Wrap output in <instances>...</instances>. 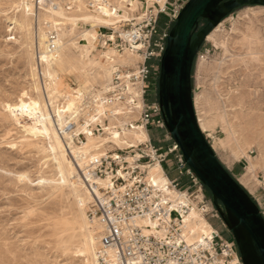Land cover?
I'll use <instances>...</instances> for the list:
<instances>
[{"label": "rangeland", "instance_id": "374dc122", "mask_svg": "<svg viewBox=\"0 0 264 264\" xmlns=\"http://www.w3.org/2000/svg\"><path fill=\"white\" fill-rule=\"evenodd\" d=\"M39 1L37 0L36 10L33 0H0V264H91L88 252L85 251L86 229L74 205L71 190L77 188L79 195L84 192L86 196L88 195L89 202L90 194L86 193L74 179L73 164L66 157L64 150H62L64 157L69 162L67 172L61 174L55 169L50 155L39 152L45 146L43 141L25 136L21 128L6 114L3 105L11 103L27 106L31 99L34 101L36 96H39L52 119L54 117L52 113L55 112L49 110L46 97L51 98L56 94L55 99H59V102L65 105L66 95H71L65 86L73 89L78 86L77 76L68 69V59L74 58L73 61H76L78 57L86 54V41L80 33L89 31L90 28L83 22H78L74 28L62 17L54 14L60 13L64 17L78 16L79 10L82 9V12L103 13L110 18L113 17L112 20L115 18L114 21L117 22L123 20L124 16L132 15L138 19L134 22L137 23L142 19V11L137 14L134 12L141 4L139 0L134 2L125 0L127 4H124L123 0H112L114 7L119 9L120 16L114 14L109 16L111 14L106 7L90 10L88 4L91 0ZM118 24L117 28H112L117 30ZM204 25V22H200L197 31ZM101 27L99 33L94 35L93 54L106 52L110 48L117 52L112 57L115 59L111 60L112 68H109L106 82L109 90L112 75L117 70L127 71V67H133L140 59L130 55L131 52L127 49L123 48L121 51L111 44H105L106 38H102L103 35L106 37L113 35L107 27ZM163 27L166 26L162 25ZM49 35L56 36V41L51 43L54 45L52 49L49 47ZM115 44L118 45V42ZM61 47L63 50H60ZM36 52L42 63L38 70L34 64ZM51 54L56 56V61L49 57ZM149 63L152 64V61ZM87 74H90L88 83L83 84L81 95H89L94 90H97L98 94L103 93L101 87L92 84L94 71L87 70ZM157 77L159 78L158 74L153 75V78ZM54 81L58 84L56 88L53 87ZM191 83L193 107L198 124V118L203 122L213 121L212 128L206 132L202 131L203 135L221 165L257 205L264 218V169L261 168L260 157L264 155L263 7L243 6L236 9L208 34L195 57ZM48 86L49 89H46ZM155 90L158 96V79L156 84L151 77L144 98L146 103L151 101ZM49 101L51 102V99ZM58 104L60 103H56L57 106ZM51 105L52 110L54 102H51ZM53 115L56 117V114ZM51 121L56 132L57 121L55 123ZM225 129L237 133V147L245 156L241 155L236 159L232 155L230 150L237 148L235 144L231 149L218 146V139L226 136ZM57 135L59 136L58 133ZM148 135L153 145L162 139L159 130L156 129L150 128ZM98 140L94 138L93 150L86 141L84 145L73 146L74 150L71 152L79 149L85 153L95 151ZM108 140L109 138H106L102 144ZM60 142L61 145L64 142L62 137ZM161 146L165 149V145ZM256 155L257 159H260H256L255 166L250 168L247 156ZM170 158L174 166L164 164L168 177L177 178L182 186L183 184L185 186L186 177L178 175L174 157L171 155ZM23 175L27 178H22ZM40 179H45L50 184H40ZM184 186L181 191L185 190ZM205 191L209 193L210 197L206 194L211 199L207 188ZM85 218L89 221L86 215ZM210 222L215 224L217 229L218 226L221 227L220 234L225 238L228 231L224 225L214 219ZM236 251L238 252L237 248Z\"/></svg>", "mask_w": 264, "mask_h": 264}, {"label": "built area", "instance_id": "2783aa9c", "mask_svg": "<svg viewBox=\"0 0 264 264\" xmlns=\"http://www.w3.org/2000/svg\"><path fill=\"white\" fill-rule=\"evenodd\" d=\"M188 1L165 0L160 4L158 0H139L141 7L134 14L142 11L141 21L118 24L117 30L107 27L114 38L103 35L102 38H106L104 43L121 51L129 49L140 60L133 67H127V71L117 70L106 93L98 95L94 92L85 97L80 102L81 114L76 122L71 117H65L62 129L57 125L61 135L70 133L74 142L85 141L87 134L105 133L103 125L108 127L111 123L109 110L116 105L123 109L126 116H133V112L139 110L138 117H116L128 121L124 126L126 129H132L134 124L143 127L148 134L150 128L159 130L162 136L155 145L149 137L136 148L108 150L97 158H90L84 172L80 171L82 182L92 199L86 211L87 217L101 226L98 264H229L231 259H236L234 264H241L235 242L223 238L220 230L211 225L213 219L222 226L224 224L207 197L205 187L185 164L178 146L166 132L158 102L144 101L153 68L159 73L158 65L150 68L147 62L156 60L160 63L171 25ZM108 3L113 4L112 0ZM123 3L127 4L126 1ZM33 4L38 10L37 0H33ZM92 5L88 4L90 10L94 9ZM114 11L116 8L111 13L114 14ZM159 17L166 18L163 29L157 25ZM49 38L52 49L54 35H49ZM35 56V69L38 70L42 63L38 52ZM46 103L50 108L48 100ZM101 105L108 108L103 117L97 113ZM77 124H82L86 131L75 133ZM113 129L122 133L120 124L113 125ZM161 145H165V149ZM171 155L178 175L187 179V184H183L184 191H181L183 186L177 178H168L169 184L165 188L148 179L149 165L157 162L161 168L165 163L169 167L174 166ZM106 178L107 183L101 185V180ZM168 188L184 193L178 200L165 191ZM192 209L212 226L214 230L210 234L195 238L184 230V217Z\"/></svg>", "mask_w": 264, "mask_h": 264}, {"label": "bare ground", "instance_id": "6f19581e", "mask_svg": "<svg viewBox=\"0 0 264 264\" xmlns=\"http://www.w3.org/2000/svg\"><path fill=\"white\" fill-rule=\"evenodd\" d=\"M79 1H81V0H79ZM108 1L109 0H91L90 3H93L92 7H94V10H100L99 8L106 7V9L108 10V13L111 14L109 16H112L113 14L111 13V11L113 9H115V7H114V4H109ZM123 1H125V0H123ZM131 1L134 2V0H131ZM72 2H74V1H72ZM158 2L160 4H163L165 2V0H158ZM96 6H98L97 9H95ZM49 7H51V6H49ZM26 8H28V6ZM132 8L133 7H131V9ZM75 9H73V10H75ZM122 10H124V9H122ZM79 12H82V9H80ZM79 12H78V14H79L78 16H71V17H68L67 15H66L67 17H64L60 13L54 14V15H58V16L62 17L64 20H66L72 26H74V28H75V26L77 25L78 22L86 23L89 26V28H90V30L88 29L89 31L80 33V34H83L84 40L86 41V47H87L86 54L85 55L82 54L83 56L78 57V60H76V61L75 60L73 61L74 58L73 59H70V58L68 59V66H69L68 69L75 76H77V78H78V80H77L78 86L76 88H74V89L70 88L68 86H65L67 88L64 87L65 89H68V91L71 92V95H66V100H65L66 104L64 103L65 105H63V102H59V99H55L56 94L52 95L51 98L46 97V100L49 101L51 99V102H54V109H52L51 111L55 112L54 114H56V117H52V119L50 118L51 115L48 113V110L46 109V106L43 105V103H41V98L39 96H36L34 101L31 99V101L28 103L27 106H22V105L18 106V105H13L11 103H5L3 105V109L6 112V114L9 116V118L12 120V122H14L15 125H18V127L21 128V130L23 131L25 136L32 137V138H34L36 140L38 139L40 141H43V144H45V146L42 147L39 152L42 153V154L43 153H45V154L48 153L50 155L52 163L55 166V169L59 173L62 174L65 171L67 172L68 162H69V161L67 162V160L68 159L70 160V162L73 164V167H74V179L76 180L77 183H79L83 187L84 190H86V193H87L88 190L86 189L84 183L82 182V179H81L82 176H81L80 171L84 172L85 167L88 165L87 163H88L90 158H93V157L97 158L100 154H102V153H104V152H106L108 150H113L115 148H119V149H125V148H129V147L136 148V147H138L139 144L148 141L149 136H148L147 131L143 127L138 126V125L135 126L133 124V128L132 129H129V128L126 129L124 126L128 123V121H123L122 119H118V118L116 119V117H138L137 115L139 114V110L134 111L133 112V116H132V114L126 116V114L124 112H122L123 109H121V107H116V105L112 106L110 108V110H109V112L111 111L110 112V116H109V117H111L110 118L111 119V123L109 124L108 127L103 125L105 133L102 134V135H95L94 136V135H88L87 134L85 136V141H80L79 140L78 142H74L73 141V137H72V135H70V133L69 134L68 133H65V134L63 133L61 135L58 132L57 125H58L59 128L62 129L65 117H71L74 122H76L78 116L80 117L81 108L79 107V105H81L80 102L85 97L87 98V97L91 96L94 92L96 94H98L97 90H94V92L90 93L89 95H81L82 92H83V90H82L83 88L82 87H84L83 84H85L86 82L88 83L87 79L89 78V75H90V74L89 75L87 74V70H93L94 71L95 76L93 78H91L92 81L94 82L92 84H97L99 87H101V90H102L103 93H99V94H104V92H106L108 90L107 89L108 85H107L106 82H107L108 76H109V68H112L111 60L115 59V58H112V57H114V55H116L117 52H115V50L110 48L106 52H99V53L93 54V50H94V45H93L94 35L99 33L98 30H99V28L101 26H103V27H114L115 28L118 23L131 22V21L138 20L136 17H133L132 15H127L126 14L127 16H124L123 20L120 19L121 21L117 22V21H114L115 18L112 20L111 18H113V17L110 18V17H108L106 15H103V13L100 14L99 12L95 13L93 11L92 12L83 11L82 14H80ZM119 14H120L119 9L118 10L116 9V12L114 11V15L116 16V15H119ZM71 15H73V14L71 13ZM46 19H48V18H46ZM64 25H66V24H64ZM57 30H58V28H57ZM54 38H55L54 41H56V36L55 35H54ZM110 38L113 39L114 36H111ZM60 50H63V48L60 49ZM127 51L131 52L130 55H132V56L135 55V57H139L137 54L133 53L129 49H127ZM49 57L51 59H54L55 61L57 60L56 56L53 55V54L49 55ZM23 58H25V57H23ZM122 58H123V56H122ZM126 58L128 59V57H126ZM139 59H140V57H139ZM119 60H120V58H119ZM65 62H66V60H65ZM135 63H134V65H136ZM112 64H113V62H112ZM116 73H114V74H116ZM119 76H121V75H119ZM47 77H48V75H47ZM58 80H59V78H58ZM89 84H91V83L89 82ZM49 86L46 89H49ZM55 86H58V84L54 81V86L53 87H55ZM45 87H46V85H45ZM86 87L88 88V86H86ZM55 88H53V90ZM70 92H68V93H70ZM51 102L49 101L50 108L52 106ZM56 103H60V104H58V106H57ZM62 105H63V107H62ZM60 106L62 108L58 110V108H60ZM107 109H108L107 107H105L104 105H101L99 107V109H97L98 115L100 117H103L105 115V112H106ZM129 113H132V112H129ZM84 116H86L85 113H84ZM51 120H53L54 123L57 121V123H55V125H56L55 129H56V132L59 134V136L63 138V141H64L63 144H62L63 148H62V145H61V142H60V137L55 132ZM198 120H199V124L198 125H199L201 131H203V132H206L207 130H210L212 128V126H213L212 125L213 121H211V122H203V121L200 120V118H198ZM116 121H121V122L117 123ZM214 121H216V120H214ZM117 124L118 125L120 124V126L122 127V133H119L118 131L113 129V125H117ZM85 131L86 130H85V128H84V126L82 124H77V130L76 131L74 130L75 133H81V132H85ZM225 135H226L225 138L218 139V141H217V144H218V146L220 148H230L231 149L232 145H234V144L236 145V147L238 146V144H237L238 137H237V133L236 132L230 131L228 129H225ZM93 137L99 139L97 145H95L96 146L95 151H91V152L89 151V153H87V152L85 153V152L79 151L80 150L79 149L78 151L76 150V151L71 152L72 149H73V146H80L83 143H85L86 141H88V143L90 145L89 148H91V149L94 148L93 147L94 146L93 145V143H94V138ZM106 138H109V140L106 143L102 144V141L105 140ZM69 144H71V145L69 146ZM86 145H87V143H86ZM38 149H40V148H38ZM62 150H64V153H65L66 157H68L67 160L65 159ZM230 151L232 152V155L236 159H239V156H241V155L245 156V154H243L242 150H240L238 147L236 149H231ZM261 155H263V154H261ZM257 156L258 155H256L255 157H248L247 156L250 168H253L255 166V162H256ZM260 157L262 158V161H261L262 162V164H261L262 167L261 168L264 169V155L260 156ZM258 159H260V158H258ZM71 163H70V165H71ZM77 167H80V168H77ZM22 178L26 179L27 177L25 175H23ZM148 179L153 184L161 186L163 188H165L169 184V179L164 175L160 164L157 163V162H155V163H153V164L148 166ZM20 180H21V176H20ZM107 181H108V178L103 179V180H101L100 184L101 185H105L107 183ZM52 182L53 181H51V183ZM39 183L40 184H45V185L46 184H50V182L46 181L45 179H40ZM168 189L165 190V191L169 195H171L173 198H176L178 200H179L180 194L184 193V192H177V191H174V190H171V189L168 190ZM76 190H77V188H76ZM76 190L72 189L71 190V195L73 197L74 205L77 208V211H78V213H79V215H80V217L82 219L83 226L86 229V239L85 240H86V249L87 250H85V251L88 252L91 264H98V261H97V250H98L99 243H100L101 226L98 223H96V222L94 223V222H92L90 220L89 221L86 220V218H85V215L87 217V212L86 211H87L92 199L89 202V199L87 197L88 195L86 196L84 192L79 195ZM88 194H90V193L88 192ZM62 202H63V200H62ZM83 209H84V213L85 214L83 213ZM183 228H184L185 231H188L189 233H191V235H193L195 238H198V237H200L202 235H208V234H210L211 230H214L212 228V226L207 221H205L203 219L202 216L198 215V213L195 211V209H192L188 213V215L184 217ZM82 238L83 237H81V239ZM235 261H236V259L228 261V262H229V264H234Z\"/></svg>", "mask_w": 264, "mask_h": 264}, {"label": "water", "instance_id": "95a60500", "mask_svg": "<svg viewBox=\"0 0 264 264\" xmlns=\"http://www.w3.org/2000/svg\"><path fill=\"white\" fill-rule=\"evenodd\" d=\"M264 7V0H189L174 20L160 61L158 104L167 132L183 160L211 194L242 264H264V218L217 159L195 116L191 74L208 34L234 10ZM199 20L204 27L197 31Z\"/></svg>", "mask_w": 264, "mask_h": 264}, {"label": "crops", "instance_id": "0c3cea01", "mask_svg": "<svg viewBox=\"0 0 264 264\" xmlns=\"http://www.w3.org/2000/svg\"><path fill=\"white\" fill-rule=\"evenodd\" d=\"M152 64H154L155 66L156 65H158V64H160L158 61H156V60H153L152 61ZM155 68H153V71L151 72V75H150V78L152 77V79H153V81L157 84V79H158V77L157 78H153V75H157L158 74V71L157 70H154ZM159 76V75H158ZM156 102H158V96H157V94H156V90L155 91H153V95L151 96V101L149 102V103H156ZM162 133V132H161ZM165 168H166V166L163 164L162 165V171H163V173H164V175L167 177V178H169L168 177V175H167V173H166V171H165ZM171 179V178H170ZM205 193H207L206 191H205ZM208 194V196L210 197V195H209V193H207ZM206 194V195H207ZM263 214V213H262ZM216 225H218V224H216ZM218 229L219 230H222L221 229V227H219L218 226ZM227 240H229V241H234L233 240V238H232V235L229 233V232H227L226 233V237H225Z\"/></svg>", "mask_w": 264, "mask_h": 264}, {"label": "trees", "instance_id": "16d2710c", "mask_svg": "<svg viewBox=\"0 0 264 264\" xmlns=\"http://www.w3.org/2000/svg\"><path fill=\"white\" fill-rule=\"evenodd\" d=\"M162 18H164V19H162ZM165 17H159V19H158V22H157V25H158V27L160 28V29H163L162 28V25H165ZM200 22H204L205 24H206V21L205 20H199V23ZM172 26H173V24L171 25V28H172ZM194 61H195V59H194ZM194 64V63H193ZM147 65L151 68V63H149V61L147 62ZM158 66H159V71H160V64H158ZM158 75H159V73H158ZM206 189V188H205ZM208 193V192H207ZM211 225L213 226V227H215V228H217V226H215V224H213V223H211ZM240 257V256H239Z\"/></svg>", "mask_w": 264, "mask_h": 264}]
</instances>
